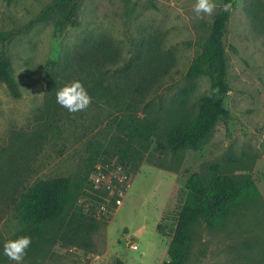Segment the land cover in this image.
I'll use <instances>...</instances> for the list:
<instances>
[{"label":"rangeland","instance_id":"rangeland-1","mask_svg":"<svg viewBox=\"0 0 264 264\" xmlns=\"http://www.w3.org/2000/svg\"><path fill=\"white\" fill-rule=\"evenodd\" d=\"M55 1L0 0V34L23 29ZM211 2L210 15H197V0H81L74 23L61 32L63 10L54 8L27 33L0 41L21 92L14 98L0 82V264H16L4 244L23 236L31 243L20 264H162L187 177L209 178L214 166L239 181L253 177L261 195L234 207L215 229L199 221L186 264H264V0L232 5L224 36L230 118L198 149L172 155L158 146L197 113L210 87L207 76L185 74L223 5ZM73 81L91 97L77 112L56 102V92ZM101 84L110 87L109 100L100 96ZM133 116L157 130L127 149L122 119ZM113 162L130 164L131 187L122 206L94 217L87 203L100 197L92 174L98 163ZM55 176L72 180L66 216L25 225L15 204L34 182Z\"/></svg>","mask_w":264,"mask_h":264},{"label":"trees","instance_id":"trees-1","mask_svg":"<svg viewBox=\"0 0 264 264\" xmlns=\"http://www.w3.org/2000/svg\"><path fill=\"white\" fill-rule=\"evenodd\" d=\"M81 0H56L45 8L42 13L32 19L25 27L17 31L0 34L4 44L13 36L27 33L33 25L42 20L46 14L61 8L63 14L57 23L61 32L67 24L74 23ZM234 0H223L215 15L210 34L202 50L198 52L190 64L185 78L196 79L207 76L210 87L201 97L197 113L188 121L173 126L165 136L164 143H158L172 155H177L186 149H198L207 141L219 120L230 118V110L225 104V98L231 90L228 82V61L224 36L231 16ZM230 5L225 11L224 6ZM0 82L4 83L14 98H20L19 84L12 74V64L5 50L0 56ZM103 86L100 96H112L109 86ZM104 89V90H103ZM122 122L127 138V149L135 142H148L156 134V124L137 116L123 118ZM124 161L130 160V154L124 152ZM126 162V161H125ZM213 174L206 178L199 172L191 173L185 182V197L178 213L175 229L168 246V260L162 264H186L192 251L193 230L199 221L209 228H217L233 212L234 207L246 200L258 198L261 191L251 176L239 181L226 173L218 172V166L213 167ZM75 199L72 180L68 176H55L39 179L29 186L15 204L16 215L27 226L40 227L64 218L69 205ZM159 228V226H158ZM114 264H124L122 259H116Z\"/></svg>","mask_w":264,"mask_h":264},{"label":"built area","instance_id":"built-area-1","mask_svg":"<svg viewBox=\"0 0 264 264\" xmlns=\"http://www.w3.org/2000/svg\"><path fill=\"white\" fill-rule=\"evenodd\" d=\"M130 171L129 163L113 162L110 165L98 163L95 166L91 182L95 195L100 197V201L87 203L89 207H95L94 217L100 216V214H107L110 206L119 207L123 205L132 183ZM128 243L133 248H138V245L133 243L131 237H128Z\"/></svg>","mask_w":264,"mask_h":264},{"label":"clouds","instance_id":"clouds-1","mask_svg":"<svg viewBox=\"0 0 264 264\" xmlns=\"http://www.w3.org/2000/svg\"><path fill=\"white\" fill-rule=\"evenodd\" d=\"M214 7L211 0H197L194 10L197 15L201 13L210 15ZM229 8V4L224 6L225 11L229 10ZM56 102L69 112H77L89 106L91 97L81 82L73 81L56 92ZM30 243L31 239L27 236L9 240L4 244V255H6L9 260L15 261L16 264H20V261L26 255V249L29 247Z\"/></svg>","mask_w":264,"mask_h":264}]
</instances>
